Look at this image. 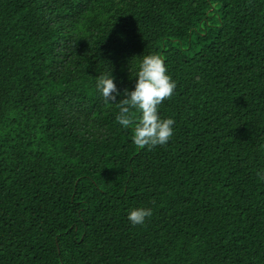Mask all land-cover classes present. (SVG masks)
<instances>
[{"label":"trees","instance_id":"1","mask_svg":"<svg viewBox=\"0 0 264 264\" xmlns=\"http://www.w3.org/2000/svg\"><path fill=\"white\" fill-rule=\"evenodd\" d=\"M149 54L174 135L139 148L116 117ZM258 172L264 0H0V264H264Z\"/></svg>","mask_w":264,"mask_h":264},{"label":"clouds","instance_id":"2","mask_svg":"<svg viewBox=\"0 0 264 264\" xmlns=\"http://www.w3.org/2000/svg\"><path fill=\"white\" fill-rule=\"evenodd\" d=\"M135 77L137 79L134 89H124V98L120 100L116 119L121 126L127 127L133 122L131 110H138L133 143L139 148L166 145L174 135L175 121L172 118H161L158 106L173 95L176 82L168 74L163 59L155 54L143 56ZM95 87L105 103H112L111 101L121 95L112 74L98 76ZM257 175L264 181V172H258ZM151 215V208L135 207L129 210L128 220L133 225H143Z\"/></svg>","mask_w":264,"mask_h":264}]
</instances>
